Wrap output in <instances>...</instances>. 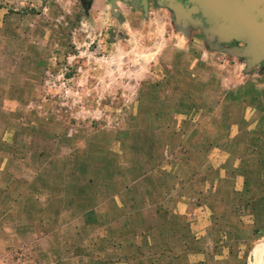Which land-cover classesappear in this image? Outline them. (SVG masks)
I'll list each match as a JSON object with an SVG mask.
<instances>
[{"label": "rangeland", "instance_id": "obj_1", "mask_svg": "<svg viewBox=\"0 0 264 264\" xmlns=\"http://www.w3.org/2000/svg\"><path fill=\"white\" fill-rule=\"evenodd\" d=\"M113 2L0 0V264H264V62Z\"/></svg>", "mask_w": 264, "mask_h": 264}, {"label": "water", "instance_id": "obj_2", "mask_svg": "<svg viewBox=\"0 0 264 264\" xmlns=\"http://www.w3.org/2000/svg\"><path fill=\"white\" fill-rule=\"evenodd\" d=\"M154 1L169 9L177 19H186L193 26L199 23L195 17L206 19V34L222 41H243L246 46L234 53L248 58V68L264 62V0Z\"/></svg>", "mask_w": 264, "mask_h": 264}, {"label": "crops", "instance_id": "obj_3", "mask_svg": "<svg viewBox=\"0 0 264 264\" xmlns=\"http://www.w3.org/2000/svg\"><path fill=\"white\" fill-rule=\"evenodd\" d=\"M262 147H260V149H261ZM261 156H263V152H260V157ZM244 176V175H243ZM260 178H263V177H260ZM240 184V187L239 186H234V187H232L231 189H235V190H230V192L234 195V194H236V195H251V194H254V192H255V194L256 195H260V198L259 199H257V200H247L248 202H246L245 203V205H248V206H251L252 205V207L254 206L255 208H256V206L261 202V201H263V199H264V191L263 190H260L259 188H257V189H251L249 186H248V183H247V181L244 179L241 183H239ZM261 187V186H260ZM249 195V196H250ZM148 208H151V209H156V210H158V207H157V204H153V203H149L148 204ZM161 208V207H160ZM156 214H157V212H156ZM250 217H252L250 220L248 219L247 221H248V225L247 226H255V230L253 231V233L255 234V235H253V236H257V237H260L261 236V232L262 231H260V228H259V226L258 225H256V218H255V216L253 215V214H250ZM156 219H153V220H150V221H146V226L147 227H153V225H155L154 223H156ZM197 223V222H196ZM211 225H212V220H210V219H204L203 221H201V220H198V225L196 226V227H199V229H200V233H201V230L203 231V233H205V230H204V228L206 227V226H208L209 228H211ZM261 226V225H260ZM148 233V232H147ZM151 233V231L148 233V234H150ZM200 235H202V234H200ZM201 237V236H200ZM263 238H264V236H263ZM258 243H264V239H262V240H257V241H255V245L256 244H258ZM255 245H253V247L255 246ZM216 246H218V244L216 243V244H214V246L213 247H216ZM253 247L250 249V253H251V251H252V249H253ZM224 253H226L227 255H229V253L232 255L233 253H235V251L232 249H230L229 248V250H228V252H224ZM249 253V254H250ZM256 253H260V255L262 256L263 255V253H264V245L263 246H259V247H257V248H255L254 250H253V254H256ZM216 255H217V253H216ZM247 264V263H246Z\"/></svg>", "mask_w": 264, "mask_h": 264}, {"label": "flooded vegetation", "instance_id": "obj_4", "mask_svg": "<svg viewBox=\"0 0 264 264\" xmlns=\"http://www.w3.org/2000/svg\"><path fill=\"white\" fill-rule=\"evenodd\" d=\"M118 1H120V0H114V4ZM122 1L125 3H129L130 5L138 7L141 10V13L145 14V15L148 13V10L150 8V4L152 2L156 3V1H154V0H122ZM81 2L85 7H88V6H90L92 0H81ZM195 18L200 20V24H201L203 30H205L207 27V20L203 19L201 17H195ZM203 30H201V31H203ZM208 35L212 38H216L217 40L222 41V39H219L217 36H212L210 34H208ZM230 41H231L230 44H232V47L235 46V47H239V48L243 49L246 46V44L243 41H239L236 39H232ZM225 42H227V41H225ZM231 54H234V52Z\"/></svg>", "mask_w": 264, "mask_h": 264}]
</instances>
